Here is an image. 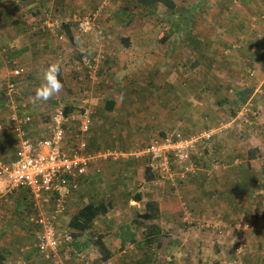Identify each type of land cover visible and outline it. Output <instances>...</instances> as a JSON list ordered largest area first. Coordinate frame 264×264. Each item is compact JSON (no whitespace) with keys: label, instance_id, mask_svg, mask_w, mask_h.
<instances>
[{"label":"crops","instance_id":"1","mask_svg":"<svg viewBox=\"0 0 264 264\" xmlns=\"http://www.w3.org/2000/svg\"><path fill=\"white\" fill-rule=\"evenodd\" d=\"M98 2L99 0H74V13L68 10L63 13V15L68 13V17L63 19L56 17L60 19L61 25L55 32L50 33L41 28V23L46 18L50 19L49 14L55 12L59 14L61 11L53 6L52 10L43 8V2L36 0L32 5H36L42 12L39 14L30 12L28 14L30 17L26 19L28 24L37 19L34 23H38L39 26L36 30L32 26L30 30L37 31L36 36L14 25L13 22H19L22 14L16 11L15 6L2 2L5 10L0 11L1 19L7 17L11 25L7 23L9 26L4 30L0 29V36H3L0 39V85L5 83L7 86L9 82H14L16 94L13 97L15 108L9 109L6 107L9 97L5 90L7 99H4V86L3 88L0 86V163H10L15 160L18 148L19 141L13 124L9 121L10 114L15 113L19 118L30 117V121L23 128L31 138L41 139L49 136V127L55 112V110L51 112L50 109L56 102L53 104L48 101L47 105L42 101L33 103L35 90L31 87L34 85L36 89L43 83L44 71L52 63H60L62 70L60 77L64 87L68 85L86 87L81 92H72L70 96L68 93L60 98V102H65L61 108L70 107L66 115L74 116V119L68 121L65 126L64 150L66 151H69L76 142L78 120L75 116L82 106L91 110L92 125L85 135L89 153L107 149L131 150L135 146L145 145L157 137L158 132L189 135L205 130L208 125L211 126L222 117L227 109L229 112L235 109L236 100L239 103L241 101L240 92H245V96L242 97L247 98L244 107H251L253 115H257V123H259L257 125H264V117H261L264 116V96L260 97V94H256V92L264 93L263 88L256 89V84L264 85V73L261 75L262 80L257 79L255 82L253 80L255 64H249V67L248 59L246 62H211V60L207 62V58L203 59L201 55L199 58L196 57L199 62H194L196 59L191 62L190 42H182V48L175 42L178 34H182L185 30L168 33L169 37L160 43L159 38L165 33L161 32L168 30L170 25L160 28L159 21H156L159 18L141 9V6V11L135 14L133 21L127 20L122 25L115 23L116 27L113 28L109 26L107 20L105 21L106 13L102 12L99 17L88 22L89 30L82 32L77 20L92 12L90 9ZM182 2H186L182 4L185 25V13L192 0H182ZM234 10L240 21L238 7L234 6ZM161 13L167 14V12ZM113 14L117 15L115 11ZM107 15L109 16V13ZM135 19L139 20L135 21ZM153 25L155 28L159 27L158 30L161 31L155 44H152L157 46L156 50L149 52L148 48L144 50V47H136L140 38L132 39L131 36L135 33L146 35ZM28 27L30 29V26ZM116 28L117 30L126 28L128 33H122L115 38L112 29ZM198 29L199 34L209 33L210 30L206 25L203 26V22H200ZM121 42H124L125 47L120 46ZM100 50H103L105 60L98 63L96 76L90 79L81 60L90 51L95 53L94 51ZM140 56L145 57L144 62H131ZM243 69L246 76H242ZM158 71L165 73V76L160 78ZM107 73H110V81L106 77ZM176 80L183 89L181 93L173 91L172 83L174 84ZM80 81H84L85 84ZM135 82H141L140 88L138 86L135 88ZM108 83H112V87ZM22 84H25V87ZM153 85H156V88ZM140 96L144 99L142 103L139 102ZM174 100L184 103L183 113L173 114ZM239 119L241 125L236 123ZM239 119H235L234 126L231 125L224 132L214 136L208 147L197 148L190 153L189 161L194 164L195 170L185 174L183 178L178 175L175 188L167 182L155 181V174L145 158L121 155L117 159L108 158L91 164L81 176L78 189L68 199L66 210L55 217L53 224H58L68 211H72V216L90 201L106 203L108 213L115 210L138 211L137 217L144 211V205L150 199L157 201L161 216L145 223L162 224L161 222L167 220L166 222L170 224H185L182 222L184 218L187 216L192 218L197 212L200 220L207 219L215 224H236L234 225L236 228L241 224H251L252 227L250 216L241 221V224L237 222L238 207L248 205L246 212L258 213L264 210V137L259 135V133L264 134V130H258L261 126L249 125L251 121L245 117ZM236 128H241L242 133L245 134L240 137L243 139L239 138V130ZM253 149L255 154L252 156L250 151ZM145 167L153 173L150 180L146 179ZM174 170L180 173L177 164L174 165ZM136 175L139 176L140 187L133 190L131 184ZM117 177L122 179L114 188L110 182ZM80 186L85 192L79 191ZM139 193L140 199H138ZM240 197L246 198L240 201ZM12 198L14 201L11 200ZM21 206L33 209V215L40 213L34 206V200L27 189L8 190L2 185L0 235L1 231L12 228ZM46 207L49 206L44 208ZM50 210L51 208H46L43 212L49 214ZM183 214L186 216L182 217ZM33 215L31 214L30 217ZM101 217H97L95 221L97 224ZM136 220L139 221L138 218ZM31 224L35 225V223ZM259 235L260 233L257 234ZM5 241H0V264H12L13 254L7 248L13 241L11 239ZM255 241L260 242L261 239L256 237ZM35 243L36 240L33 244L34 249ZM92 248L98 253L94 246ZM250 259V264H264L263 254L258 256L254 253ZM24 260L27 264H51L43 259L37 260L40 261L38 263L36 259L25 254L18 258L16 254L15 262L21 264ZM198 260L201 264H207L201 258Z\"/></svg>","mask_w":264,"mask_h":264},{"label":"rangeland","instance_id":"2","mask_svg":"<svg viewBox=\"0 0 264 264\" xmlns=\"http://www.w3.org/2000/svg\"><path fill=\"white\" fill-rule=\"evenodd\" d=\"M254 1L261 3H252L250 0H248V3H246L245 6V2L242 0H192V2L189 4V9L187 10V13H185V17H186L185 25H184V13L182 11L183 9L182 4H185L186 2H182V0H176L175 2L173 1L175 3V6L172 9H169L167 6L163 5L162 3H156L155 5V3L142 4L140 0H107L99 16L102 14V12L106 13L105 21L106 20L108 21L110 27L113 26V28H115L116 27V25H114L115 23H119L120 25H122L127 20L131 21L135 16V14L140 12L141 9L143 8L146 12H150L154 17L159 18L156 21H159L160 28H165L166 26L170 25V28L168 30L163 29L167 34L174 33L176 30H178L179 32L185 30L182 34H180V38H184V41H182V39L180 38H176L175 42L177 43V46L179 45L181 48L183 46L182 42L183 43H186L187 41L190 42V45L192 46L190 49L191 62L192 60L196 59V57L199 58V55H201L203 59L207 58L206 59L207 62H209L210 60L211 62H219V61L246 62V60L248 59L247 63L249 67H250L249 64H255V74L253 76L254 78L253 80L255 81L257 79L262 80L263 77L261 75H263L262 73H264L263 72L264 69L261 66L263 61L259 60V53L261 49L264 50V21L259 20V22L257 21L258 23L256 24L255 18L257 16V13L252 12L251 9L256 8L260 16L263 17L264 7L262 1L260 0H254ZM2 2H7V4L9 3V6L10 5L15 6L16 11L22 14L19 22L17 23L13 22L14 25L23 28L24 31L26 30L30 31L32 26H34L35 30L37 29L36 27H38L39 24L34 23L37 22V19H35L33 23L31 22V24H28L26 20L28 19V17H30L28 16L30 12H34V14H39L40 12H42L40 9L37 8L36 5H32L34 2H36V0H27V1L0 0V11L5 10V8L2 6L3 4ZM39 2H43V8H47L50 10H52V6L59 8L61 13L57 14V12H55V14H49L50 19L52 20L57 19L56 21L58 22H61L60 19H63V17H68L67 16L68 13L67 14L65 13L63 15L64 12L71 10L70 12L72 14L74 13V8H73L74 0H39ZM101 3L99 0V2L90 10L95 11L97 7L100 6L99 4ZM234 6L238 7V12L240 13L239 20L242 21V23L240 24L241 27H243L244 25L249 27L250 24L252 23L253 26L255 25L256 29H258L256 33L255 42L253 46L251 45L250 49L245 52L246 53L245 55L241 52L240 49H242V46L246 48L247 41L245 40L244 37L245 33H241V31L243 30H241V28L238 27L239 22L241 21H238V17H236ZM244 8H245V12H244ZM114 11L115 13H117V15L113 14ZM159 12L160 14H158ZM161 12H167V14L165 13L162 14ZM107 13H109V16L107 15ZM243 15H246V17H250L249 19L250 22L249 20L248 22L247 21L244 22V20L241 17ZM136 20L139 19H135V21ZM150 20L153 19L150 18ZM174 22L179 23V26L176 29ZM196 22L198 23V25L195 26ZM200 22H203V26L206 25L208 29H210L209 33L206 34L198 33L199 30L198 27L200 25ZM7 23L10 24V22H8L7 20V17L1 19L0 16V29L4 30L5 27L9 26L7 25ZM28 26H30V29ZM159 27L155 28L153 25L152 29L149 30L146 35L145 34L137 35L136 33L133 34L131 36L132 39H136L138 37L140 38L139 45H137L136 47H141V48L144 47V50L148 48L149 52L151 50L155 51L157 46L152 44H155L156 40L158 39V35L161 32L160 30H158ZM30 32L34 35L35 33H37V31H33V30ZM112 33H114L113 36L115 38H118L119 35H121L122 33H128V31H126V28H123V30L121 29L117 30L116 28V29H112ZM1 37L3 36H0V39ZM194 43L198 45V48L194 46ZM120 44L121 47H125L124 42H121ZM3 45H6V43ZM255 49L257 51H255ZM243 51H245V49ZM94 52L95 53L90 51L85 57L95 56L96 54L100 53L103 55L102 62H104L105 54L103 50L94 51ZM185 53L187 52L185 51ZM144 59H145L144 56H140L137 58V60H133L131 62H144ZM81 62H83V60H81ZM194 62H199V60L196 59ZM243 71L244 73L242 74V76H246L244 69ZM158 72L160 78L165 76V73H162L161 71ZM106 75L108 81H110L111 80L110 73L109 74L107 73ZM80 82L81 83L83 82V84H85L84 81H80ZM108 85L112 87V83H108ZM134 85L135 88H137V86L140 88V85L142 84L141 82H135ZM0 86L2 88L4 86L3 90L4 91L6 90L7 86L5 83H3ZM22 86L25 87V84H22ZM82 86L81 85H77L76 87L74 85H68L65 87L63 86L61 92L55 95L53 97L54 99L49 100V102L53 104L54 102H56L55 105H52L50 111L53 112L54 110L61 108L63 106L65 102L64 101L60 102V98H63L64 96L68 95V93L70 96V93L72 92L73 93L81 92L82 89L86 88ZM153 87L156 88V85H153ZM258 87H261L259 88L261 90L262 88L264 89V85L257 86L256 84V89ZM172 88L175 93H181L183 91L180 82L177 80L175 81L174 84L172 83ZM31 89L35 90L34 85H32ZM220 93L225 94V92H220ZM256 94L257 95L260 94L261 95L260 97L264 96V93L256 92ZM69 102L74 103V101H69ZM139 102L141 103L144 102L142 96L139 97ZM45 104L47 105V102H45ZM172 111L174 115L175 113H183L184 103L183 104L178 103L177 100H174V102H172ZM225 112L226 113L222 114V117H219V120H216L215 123H219L220 120L222 122L229 121L231 112H229L228 109ZM238 112L240 111H237V113ZM256 116L257 115L252 114V116L247 115L244 117L247 118L249 121H251L249 125H253L255 127L261 126L259 127L260 129L258 128V130L263 131L264 125H257L259 123H257L258 120ZM241 118L243 117L241 116ZM174 120L176 121L175 118ZM240 120L241 119H239L236 123L240 124ZM215 123H213L212 126H214ZM234 124L235 121L233 122L232 126H234ZM261 124H263V121ZM236 129L239 130L238 132L239 138L245 135L244 133H242L241 128L240 129L236 128ZM159 134L160 132H158L156 135ZM260 134L264 137L263 133H259V135ZM178 136L183 137L182 135H178ZM240 176L242 175L240 174ZM138 177H139L138 175L134 176V181L131 184L133 190L140 187ZM121 179L122 177H117L116 179L111 180L112 182H110V184L113 185L114 188H116L115 187L116 184H120ZM160 189L162 190L163 188L160 186ZM79 191H84L83 187L80 186ZM240 192L241 190L239 189V193ZM245 198L246 197H240V201L241 200L243 201ZM11 200L14 201V198H12ZM247 208L248 205L244 207H238L239 218L238 221L237 220L236 221L239 224H241L242 223L241 221H244L245 218L250 216L252 220V227L251 224H249L248 228L244 227L245 224H241L240 227L236 228L234 226L236 224H215V222L207 219L200 220V218H198L197 212L194 213L192 218H189L191 221H182L185 222V224H170V222H166L167 220H165L161 222L162 224H159L163 230L161 237L163 244L159 249L153 247V249L149 252L151 256L148 254V252L139 251L136 245L132 243H128L125 248L121 247V239L128 241L130 239V233L135 234L136 240H140L142 238V229L137 228L135 225L136 224L135 221L138 218V216L136 217V213L138 211L135 212H126V210L123 212L117 210L109 211L108 214L100 218L98 224L97 223L95 224V227L98 228V230L101 229L102 231H105L106 233L105 241L108 244V246L111 248V250H113V252L115 251V254L113 253L114 255L105 264H164L165 262L162 261L163 258L165 259V261H168V258L166 257L169 256H175L177 259L175 261L173 259L174 263L172 262V264H201L199 262L200 260H198L199 258L204 260L207 264H228V263L234 264L233 260L237 261L238 264H250L251 263L250 257L254 256V253L258 254V256H261V254L264 255V210H261L258 213L257 211L246 212ZM71 212L72 211H68L61 218L58 224L57 223L54 224L56 233L61 241L60 250L58 252V258L60 259L61 264H95L98 253L96 252V250H93L94 249L92 248L93 246L87 244L83 249V251H75L73 247L74 245H71L72 244L70 242L71 239L66 237L68 235L67 222L72 214ZM31 214L33 215V209H29L25 207L23 208L21 206V210L19 214L17 213L15 216V222L12 228H10L9 230L1 231L0 241L2 240L6 242L5 241L6 239L7 240L11 239L13 241L12 245L9 248H7L10 249L11 253L13 254L12 264H18L17 262H15L16 254L18 258H20L22 255L25 254L30 258L36 259V262L38 263L40 261L37 260L43 259L35 251L33 247V244L36 240L35 236L38 231V227L31 224V222L29 221L28 218L30 217ZM185 216L186 214H183L182 217ZM261 218L263 220H261ZM205 223H210V224H205ZM258 232L260 233L259 236H257V234H259ZM255 236L257 238L259 237L261 241L260 242L255 241L256 238ZM79 240H83V241L88 240L87 235L82 236ZM62 244L64 245L62 246ZM241 244H243L244 252L240 255H237L235 248L237 246H240ZM145 253H147L146 255L150 257H155L156 260L157 257L159 259L155 263L153 261H150V263H148L144 258ZM72 261L75 263H73ZM22 262L23 261H21V264L26 263L25 260L24 263ZM51 264L54 263L52 262Z\"/></svg>","mask_w":264,"mask_h":264},{"label":"built area","instance_id":"3","mask_svg":"<svg viewBox=\"0 0 264 264\" xmlns=\"http://www.w3.org/2000/svg\"><path fill=\"white\" fill-rule=\"evenodd\" d=\"M106 2L107 0H102L95 11L77 20L82 32L89 30L88 22L101 13ZM60 25L61 22L46 18L42 21L41 28L55 32ZM102 61L103 55L100 53L83 58V66L90 79L95 78L98 63ZM15 94V83L9 82L6 87V95L9 97L6 107L12 110L15 108L13 102ZM249 114L252 115L253 112L246 106L229 121L220 122L217 126L195 135L181 137L167 133L165 136H157L145 145L136 146L131 150L107 149L89 153L86 151L85 135L91 128L92 117L88 107L82 106L75 116L78 120V134L75 144L73 143L69 151L64 150L65 126L68 121L74 119V116L66 115L63 108L55 110L49 127V136L41 139H33L26 134L23 126L30 121L29 116L19 118L12 113L9 121L13 124L19 143L15 160L10 163H0V187L3 185L8 190L25 188L29 191L34 200V206L40 211L39 214L30 217V222L38 227L35 247L45 259L52 260L54 264H61L58 258L61 241L53 223L55 217L66 210L68 199L78 189V179L86 173L91 164L108 158L117 159L121 155L145 158L149 168L155 174V181L167 182L175 188L178 175L183 178L185 174L195 170L194 164L189 161L190 153L197 148L208 147L214 136L231 127L235 119ZM175 164L179 166L180 173L175 172ZM45 206L51 208L49 214L43 212L46 209ZM184 221L191 220L187 216ZM244 227L248 228L249 224H245ZM66 237L70 238L69 235ZM235 251L237 255L242 254L243 244L237 246ZM233 263L238 264L237 261Z\"/></svg>","mask_w":264,"mask_h":264},{"label":"trees","instance_id":"4","mask_svg":"<svg viewBox=\"0 0 264 264\" xmlns=\"http://www.w3.org/2000/svg\"><path fill=\"white\" fill-rule=\"evenodd\" d=\"M140 1L142 4L143 3L144 4L155 3V5H156V3H162L163 5L167 6L169 9H172L175 6V3L172 0H140ZM242 1L245 2V5H246V3H248V0H242ZM250 1L252 3H261V2H256L254 0H250ZM260 1H262V3H264V0H260ZM251 11L254 13H257V16L255 18L256 24L259 22V20L264 21V17L260 16L259 12H257V9H251ZM236 17H237V15H236ZM242 19L244 20V22H246V21L248 22L250 17H246V15H243ZM249 22H250V20H249ZM241 23H242V21L239 22L238 27L241 28V30H243V31H241V33H245L244 37H245V40L247 41V45H246V48L244 46H242V49H240V50L245 55L246 54L245 52L250 49V46L251 45L253 46L255 39H256V33H257L258 29H256V26L255 25L253 26L252 23L250 24L249 27H247L245 25L243 27H241L240 26ZM174 25H175V29H176V28H178L179 23L174 22ZM163 32H165V31H162L161 33H163ZM168 37H169V35L165 32L164 34H162V37H160L159 40L161 42H163ZM178 38H180L179 34H178ZM180 39H182V38H180ZM194 46L198 48V45H196V43H194ZM244 49H245V51H243ZM240 50H238V51H240ZM255 51H257V50L255 49ZM252 58H254V57H252ZM259 60L263 61L261 66L264 69V50H262V49L259 53ZM263 72H264V70H263ZM60 79H61V77H60ZM242 96H245V92H240V94H239V97L241 100L240 103H243V105H241L236 100L235 109L233 111H231L230 116L235 117V115L237 114V111H240L244 107V105H245L244 103L246 102L247 98L242 97ZM3 97L5 100L7 99L4 90H3ZM249 109L251 111V107H249ZM69 111H70V107L64 108L65 114L69 113ZM220 122H222V121L220 120ZM219 123H215L214 126H212V124H211V126L215 127ZM211 126L208 125L205 128V130L212 128ZM197 133H199V132H197ZM197 133H194L191 135H195ZM166 134L167 133H165V134L161 133L158 136H165ZM191 135L190 134L189 135L184 134L183 137H187V136H191ZM86 151H87V149H86ZM250 152H251L250 154L253 156L255 154V149L251 150ZM145 175H146V179H148V180L152 179V177H153V173L151 172V170L148 167H145ZM80 178L78 179V182L80 181ZM140 195L141 194L139 193L138 199H140ZM144 206H145L144 211L138 215L139 221L136 220L137 224H135L137 228L142 229V238L140 240H136L135 234L130 233V239L128 241L121 239V247L125 248L128 243H132V244L136 245V247L138 248L139 251L148 252V254L151 256V254L149 252L153 249V247L159 249L163 244L162 239H161L163 230L159 224H155L154 222H146L145 223V221H149V220L154 221V220L160 218L161 214H160V210L158 207V203L155 200L149 199L145 203ZM106 213H108V207H107L106 203L90 201V202L86 203L85 205H83L82 207H80L71 216V218L69 219V221L67 223V234L70 236V239H71L70 242L72 243V244L71 243L70 244L74 245L73 247H74L75 251H83V249L85 248V246L87 244H92L97 249L99 257L96 259L95 264H105L113 256V253H114L113 250H111V248L108 246V244L104 240L106 237L105 231H102L101 229L98 230V228L95 227V224H96L95 221H97V219H98L97 217L98 216L103 217L104 215H106ZM84 235H87L88 240L80 242L79 239ZM64 244H62V246ZM35 251H37L36 247H35ZM37 253L39 254L38 251H37ZM146 254L147 253L144 254V258L146 259V261L148 263H150V261H153L155 263L159 259L157 257V260H156L155 257H150ZM41 258H43V260H47V261L52 263V260L45 259L43 256H41ZM166 258H168V261H165L164 258L162 260L163 262H165L164 264H172V262L174 263V261L176 260L175 256H169ZM173 259H174V261H173Z\"/></svg>","mask_w":264,"mask_h":264},{"label":"clouds","instance_id":"5","mask_svg":"<svg viewBox=\"0 0 264 264\" xmlns=\"http://www.w3.org/2000/svg\"><path fill=\"white\" fill-rule=\"evenodd\" d=\"M60 63H52L43 74V83L35 89L33 103L36 101L48 102L63 89Z\"/></svg>","mask_w":264,"mask_h":264}]
</instances>
